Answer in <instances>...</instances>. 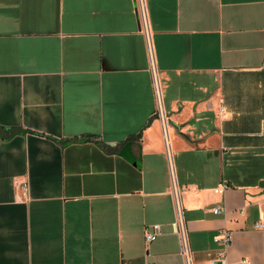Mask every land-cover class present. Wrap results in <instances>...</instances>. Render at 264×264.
Listing matches in <instances>:
<instances>
[{"label":"crops","instance_id":"1","mask_svg":"<svg viewBox=\"0 0 264 264\" xmlns=\"http://www.w3.org/2000/svg\"><path fill=\"white\" fill-rule=\"evenodd\" d=\"M144 3L0 0V264H183L174 187L192 264H264V0Z\"/></svg>","mask_w":264,"mask_h":264},{"label":"built area","instance_id":"2","mask_svg":"<svg viewBox=\"0 0 264 264\" xmlns=\"http://www.w3.org/2000/svg\"><path fill=\"white\" fill-rule=\"evenodd\" d=\"M136 13L138 19L140 21V25L142 26L144 32L148 34L147 30V16H146V9L144 0H137L136 4ZM154 77V86L156 92V98L158 102V113L161 117V104H160V97L158 92V85L156 81L155 75ZM227 188L226 185H222L219 189L215 190V193L221 194ZM22 192L25 194L27 187L25 183L21 185ZM173 200H174V208H175V220L171 225V232L177 238L179 254L182 258L183 264H192L191 260V252L189 248L188 236H187V229L183 219L182 208L179 201V196L174 187L172 190ZM221 212L220 208H215L214 213L219 214ZM262 226L258 224L256 226L257 229H260ZM144 240L146 243H152L157 239L160 235V227L158 225L148 226L145 227L143 230ZM215 242L220 247V251L217 256L210 260L208 264H228L226 250L229 248L231 244V234L227 230H220L218 231L217 235L215 236Z\"/></svg>","mask_w":264,"mask_h":264},{"label":"water","instance_id":"3","mask_svg":"<svg viewBox=\"0 0 264 264\" xmlns=\"http://www.w3.org/2000/svg\"><path fill=\"white\" fill-rule=\"evenodd\" d=\"M136 17H137V19H138L137 13H136Z\"/></svg>","mask_w":264,"mask_h":264},{"label":"rangeland","instance_id":"4","mask_svg":"<svg viewBox=\"0 0 264 264\" xmlns=\"http://www.w3.org/2000/svg\"><path fill=\"white\" fill-rule=\"evenodd\" d=\"M135 9H136V6H135Z\"/></svg>","mask_w":264,"mask_h":264}]
</instances>
